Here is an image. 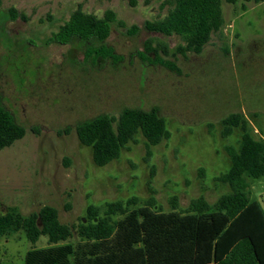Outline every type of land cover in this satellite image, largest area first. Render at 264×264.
Here are the masks:
<instances>
[{
    "label": "rangeland",
    "instance_id": "1",
    "mask_svg": "<svg viewBox=\"0 0 264 264\" xmlns=\"http://www.w3.org/2000/svg\"><path fill=\"white\" fill-rule=\"evenodd\" d=\"M164 2L135 0L131 6L130 0L2 1L0 97L26 130L21 140L0 152L2 212L26 217L47 205L58 211L61 223L76 225L88 205L99 207L102 214L107 203L135 197L131 211L153 198V209L166 213L175 197L177 211L184 213L198 197L212 205L229 193L228 186L214 179L230 168L225 146L236 147L240 131L223 139L220 121L242 113L254 137L264 141V2L221 0L222 31L201 54L161 56L175 64L174 73L136 53L148 39L171 50L180 44L177 36L143 28L145 21L166 15ZM78 7L97 17L111 10L125 23V28L112 25L101 44L113 55L85 59L78 42L46 45ZM9 9L24 20L9 19ZM132 26L138 28L135 35L127 32ZM153 107L165 119L170 137L151 147L148 162L140 134L118 160L101 168L93 164L91 148L80 144L74 130L57 135L100 114L117 116L123 108ZM250 185L252 197L264 209V177ZM46 247L45 236L31 244L23 231L10 232L0 238V264H25L28 251Z\"/></svg>",
    "mask_w": 264,
    "mask_h": 264
},
{
    "label": "trees",
    "instance_id": "2",
    "mask_svg": "<svg viewBox=\"0 0 264 264\" xmlns=\"http://www.w3.org/2000/svg\"><path fill=\"white\" fill-rule=\"evenodd\" d=\"M237 1L225 0L228 4ZM130 5L134 6L135 0H130ZM166 5V15L145 21L143 28L163 37L177 36L180 44L171 50L165 43L148 39L142 51L136 53L174 73L178 70L175 64L161 56L201 54L211 37L221 33L224 22L221 0H165L163 6ZM7 17L24 20L15 9H9ZM112 25L125 28L111 10L97 17L78 7L51 34L46 45L78 42L84 47L85 59H97L101 53L113 55L110 47L101 45ZM137 31L136 26L127 29L129 35ZM220 125L223 139L235 129L240 131V139L236 147L225 146L231 166L214 180L228 186L229 193L214 204L198 197L190 202L186 212L180 213L173 197L172 210L165 213L155 211V201L150 198L144 206L129 211L137 204V199L131 197L124 202L107 203L102 214L99 207L88 205L85 217L76 225L61 223L58 211L51 206H42L22 217L12 210L2 212L0 205V238L23 231L26 239L35 244L41 236L46 237L47 247L28 251L25 264H264V209L250 192L251 180L264 177V141L254 137L242 113L228 115ZM72 130L81 145L91 148L92 162L100 168L118 160L121 151L135 143L138 134L145 140L146 162L151 157V147L170 137L166 121L155 107L123 108L117 116L100 114L58 130L57 135H69ZM30 131L39 134L38 130ZM25 133L0 97V152L21 140ZM117 215L124 217L114 221ZM73 238L75 243H70Z\"/></svg>",
    "mask_w": 264,
    "mask_h": 264
}]
</instances>
